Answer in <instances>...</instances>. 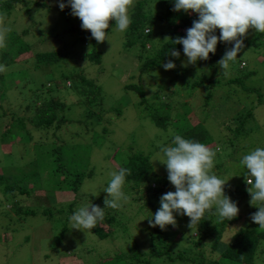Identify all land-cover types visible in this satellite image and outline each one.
I'll return each mask as SVG.
<instances>
[{"label":"rangeland","instance_id":"374dc122","mask_svg":"<svg viewBox=\"0 0 264 264\" xmlns=\"http://www.w3.org/2000/svg\"><path fill=\"white\" fill-rule=\"evenodd\" d=\"M26 1L9 13L0 9V26L11 29L5 34L3 46H0V65L5 68V71L0 73V92L3 94V96L0 94V109L4 107L8 116L4 117V125H8L15 114L17 117L29 115L25 114L22 108L32 101L35 90L28 79L37 73L30 68L33 66L34 49L40 52L66 50L75 62L77 61L79 68L88 66L85 70L87 75L96 79L103 94L92 95L83 100L76 96L74 88H69L68 92L66 90L60 92L59 95L66 103L63 113L66 123L57 133L56 130H50L48 134L43 133L45 144H41V135L29 138L24 132H17L14 128L2 134L3 125H0V264H117L110 258L128 252L134 245L140 248L141 253L150 251V234L154 228L148 226L147 219L160 207V197L168 191H175L170 187L165 188L163 194L155 198L152 204H148L146 193L138 194L132 185L126 183L124 191L129 197L128 202L114 210L106 208L105 221L99 227L83 232L74 229L69 222L70 215L78 206L93 203L102 209L105 208L107 193L103 190L110 179L108 173L118 171L121 166L120 159L127 161V155H130L131 151L149 156L155 173L159 178L168 180L166 166L155 160L161 147L167 146L177 134L179 120L173 119L166 131L157 128L150 118L146 117L136 89H126L125 84L143 86L146 98L155 104L158 103L155 96H161L164 103H171L174 118L177 112L180 114L184 112L183 105L180 104L185 103L184 107L189 106L194 112L188 116L191 125L203 123L216 142L211 150L215 152L212 172L226 182L224 189L226 195L227 190L239 193L235 198L228 196L238 203L240 212L237 217H241L237 223L227 224L222 242L227 244L238 231L255 224L250 217L258 208L250 205L251 197L241 194L251 186L245 183L247 169L240 164V160L243 155L255 148H264L263 45L258 48L244 47L238 57L229 63L223 75L215 77H219L221 83H224L227 79L239 75L237 60L243 59L245 64L242 63L240 67L246 68L243 71L244 75L249 73V68L257 71L255 76L244 82L252 91H245L241 86L230 84L220 87L218 85L213 90L212 99L208 101L204 85L194 90H189L187 85V90L176 96L170 88L174 79L181 76L187 81V76L202 75L205 63L198 61L196 65L184 68L181 67V63L186 59L184 55L180 60L172 58L177 64L175 70L165 71L162 66L152 69L143 75L142 82V78L138 77L143 65L139 60L140 49L125 48V32L111 31L115 26L114 20L110 22V30H106L110 32L111 43L108 40L99 43L94 38L87 41L88 38H82V34L89 36L90 31L83 30L78 19L72 20V16H67L61 11L58 0H49L44 6L28 5L31 0ZM139 1L142 0H133L130 13ZM71 25L75 26L73 33L69 31ZM166 28V25L158 28L159 36L154 41L156 46H161L167 41ZM25 30H28V33L24 39L28 44H33L32 49L29 47L25 54L16 60V67L3 63L6 36L14 32L21 34ZM258 34L255 29H249L245 36L246 41H252ZM92 41L96 43V50L102 53L101 65H89L90 62L83 58L93 49ZM226 51L227 49L221 50L217 54L222 57ZM74 64L64 63L60 69L72 71L77 68ZM18 67L27 68L26 72L29 75L23 73L25 69L23 71L21 69L15 78H6L3 84L1 78L11 76L13 70L17 71ZM60 69L56 70L58 76L62 74ZM175 83L178 84V80ZM67 86L69 87V83ZM39 94L43 100L51 98L45 90ZM251 109L254 112V120H251L249 125L253 126V130L248 136L227 144L229 133L224 124L234 121L233 118L239 112ZM105 130L108 133H105ZM56 150L61 151L59 159L68 170L84 168L83 157L89 154L86 180L78 192L55 191L54 181L53 184L50 183L54 179L51 176L57 169ZM35 163L36 166L33 165ZM35 168L38 169L39 176L28 183L29 174ZM16 185L29 192L16 194L15 197L4 194L6 187ZM20 207L21 213H18L17 208ZM26 210L34 211L36 215L23 214ZM110 216L114 217L115 223L110 222ZM210 217V214H206L201 222L208 221ZM214 218L217 222L221 219L217 215ZM176 219V227L169 225L165 230L156 227L168 237L173 233L177 234V237L170 238L173 240L170 243L175 252L193 245L192 240L188 241V237L197 238V230L201 224L191 230L187 226L190 218L177 216ZM98 228L109 232V237L101 240L95 233ZM211 243L212 240L207 242V247L205 246L207 251ZM259 258L264 259L260 254ZM153 264L173 263L163 259ZM259 264H264V260Z\"/></svg>","mask_w":264,"mask_h":264},{"label":"trees","instance_id":"16d2710c","mask_svg":"<svg viewBox=\"0 0 264 264\" xmlns=\"http://www.w3.org/2000/svg\"><path fill=\"white\" fill-rule=\"evenodd\" d=\"M49 0H31L28 5L32 4L34 6H44ZM26 0H0V9L6 10L8 13L15 10L20 3H26ZM173 4L171 0H142L137 2L134 8L131 10V19L132 23L129 29L125 32V48L138 47L139 51V60L143 62V65L140 68L139 79L143 75L147 74L150 70L156 69L162 66V62L165 63L172 57L169 54L170 49L174 46L172 40L176 37H183L186 35V30L192 26L193 20L198 19V14L191 13L185 14L183 12H174L172 10ZM66 15L72 16V20L78 19L71 14V9L66 7L63 10ZM71 20V21H72ZM80 21V20H79ZM111 22V21H110ZM81 23V21H80ZM147 25H151L152 32L150 34H145L144 29ZM163 25H166V35L168 39L161 46H156L154 41L159 36V30ZM75 26L71 25L69 31L73 33ZM110 30V29H108ZM28 33V30H25L21 34L14 32L6 36V46L4 47L2 54V62L16 67V60L25 54L27 49H32L31 43H27V40L24 39ZM82 34V33H80ZM82 38L87 37V41H91V33L89 36L82 34ZM216 35L219 36V29L216 31ZM81 38V37H79ZM85 39V38H84ZM172 39V40H171ZM244 47L248 48L249 46H254L258 48L259 46H264V34H258L255 39L247 42L244 37ZM83 40V39H82ZM94 41V39H93ZM92 41L93 49L86 55L83 56L84 60L89 61V65H101L102 63V53L96 50V43ZM230 43L220 42L217 45V51L215 54H210V58L207 61H199V63H205V69L203 74L200 76H187V81H184L181 76H177L173 83L171 90L173 89V95L179 96L182 91H186V86L188 85L189 90L197 89L204 85L206 90L208 101L213 97V90L219 85L226 86L228 84L241 86L245 91H252L251 88H247L245 85V80L253 77L257 74V71L251 70L249 67V73L244 75L243 72L246 68H241L242 63L245 62L242 60L238 61V74L234 78H227L226 82L221 83L219 77L215 78L217 75H223V70L218 66V61L221 60L220 55L217 54L218 51L230 49ZM176 50L183 54V46L175 45ZM66 49V48H65ZM224 53V52H223ZM181 59V57H180ZM175 59V60H180ZM74 62L75 68L72 71L60 69L64 63ZM77 62V61H76ZM75 62L69 52L66 50H52L48 52H40L34 49V61L33 66L30 67L33 70H36L37 73L35 76H31L29 79L35 90L33 91L32 101L24 105L22 111L28 116L15 117L11 119V122L8 125H4V117L7 116L5 108L0 109V125L2 127V134L8 132L11 128H14L17 132H24L29 138H33L34 135H41L40 141L41 144H45L43 139V133L48 134L50 130H56L55 133L62 129L63 125L66 123L63 113L66 109L65 99L60 96V92L63 90L75 89L74 93L76 96L85 100L89 96H99L103 94L101 88L98 86V82L94 78H89L86 73L87 67L79 68L78 64ZM21 69H25L23 72L27 76L29 75L25 67H18L17 71L13 70L11 76L2 77L1 81L3 84L6 82V78H15V75L21 72ZM60 69L62 71L59 76L56 70ZM30 70V69H29ZM101 72V70L99 71ZM210 72V73H209ZM1 73V72H0ZM41 79H40V78ZM45 77V80H43ZM137 77V78H138ZM10 79V78H9ZM178 80V84L175 81ZM75 81V83H73ZM181 81V82H180ZM71 82V83H70ZM69 83V87L67 84ZM205 83L207 85H205ZM136 84H125L126 89H136V93L140 98V104L144 107V112L146 117L150 118V121L154 123L157 128H160L164 131L168 129V125L171 124L173 119L176 121L179 120L177 134L183 136L184 138L191 139L200 143L206 144L210 150H212L216 142L213 141L209 131L206 129L203 123H198L196 125H191L189 115L194 114L189 106L183 105L182 109L184 112L180 114L176 113L175 118L172 116L173 107L171 103H164L161 100V96H155V99L158 100V103L155 104L153 101H149L146 98L145 91L143 86L135 87ZM45 90L46 93L51 95L49 100H43L39 92ZM177 93H174L176 92ZM68 92V91H67ZM159 92V91H158ZM158 92L156 94H158ZM1 96L3 94L0 92ZM169 94V93H168ZM167 94V95H168ZM59 95V96H58ZM262 97V95H260ZM83 100L81 102H83ZM184 107V108H183ZM234 121H230L224 124V127L228 131L227 141L231 144L233 141H237L241 137H246L253 130V126H250L249 123L251 120H254L253 109L250 111L239 112ZM108 133L107 130L104 131ZM1 136V135H0ZM173 139V138H172ZM168 143L171 144V141ZM57 152V169L54 170V173L51 177L54 179L50 181L53 184L54 181V190L55 191H73L78 192L85 180L88 173L89 166V154H86L83 157L84 168L68 170L65 169L61 160V151L56 150ZM127 161L125 159H120V168H126L129 170V175L126 177V183L132 185V188L136 193H146V198L148 204L157 198L159 195L163 194L164 189L170 187L171 190H175L174 186L165 178H159L155 173L154 167L152 165L151 159L149 156L144 155L140 152L131 151L130 155H127ZM36 166V163L33 164ZM220 167V166H218ZM119 168V169H120ZM39 176V171L35 168L31 174H29L28 183H31L34 179ZM91 176V175H90ZM24 183V182H22ZM143 188L141 191L140 189ZM227 190V189H226ZM29 191L24 189L20 185L8 186L6 187L4 194H11L12 197H15L16 194H26ZM228 195L235 198L239 193H236L231 190H227ZM241 194L250 197V194L247 190H244ZM142 199L141 197L139 198ZM18 213H21V207L17 208ZM110 210H114L110 208ZM23 213V211H22ZM23 214H32L33 216L36 213L30 210L24 211ZM211 217L208 221L201 222L198 227V237H188V241L192 240L193 245L187 246L184 249H179L175 252L172 248L173 240L170 238L177 237V234L173 233L171 237H168L163 231L154 228L150 234V251L147 253H141L140 248L134 245L126 253H120L116 257H112V262L117 264H153L159 260H167L170 263L176 264H259L264 259H258V256L264 258V229H258L257 224L249 225L240 231H238L231 240L225 244L222 242L224 229L227 224H234L241 220V217H236L231 221L219 220L216 221L214 209L211 212ZM109 217V216H108ZM111 223H115L113 216L109 218ZM215 225V226H214ZM213 226V228H211ZM101 240H105L109 237V232L103 230V228H98L95 232ZM64 236V234H62ZM212 240L210 248L207 251V242ZM201 252H200V250Z\"/></svg>","mask_w":264,"mask_h":264},{"label":"clouds","instance_id":"9594fccd","mask_svg":"<svg viewBox=\"0 0 264 264\" xmlns=\"http://www.w3.org/2000/svg\"><path fill=\"white\" fill-rule=\"evenodd\" d=\"M171 3L174 12L198 14L185 36L171 39L174 46L168 55L172 58L180 59L181 52L175 45L183 46L186 59L181 67L209 60L210 54L216 53L218 43L224 42L232 45L218 61L221 69L226 71L244 48L243 38L249 29L264 34V0H171ZM132 5L133 0H67V3L58 0L60 10L70 8L71 14L81 21V28L90 31L91 37L99 43L110 42V32L106 31L110 28V21H115L111 28L113 32L123 33L129 29ZM217 29L219 36L216 35ZM9 31V27L0 26V46ZM144 32L150 34L151 25H147ZM174 59L162 62L165 71L177 68ZM3 71L5 68L0 65V72ZM157 157L155 161L166 166L168 181L175 191H168L160 197V207L147 219L150 228L176 227V217L187 216L190 218L187 226L193 230L213 209L221 220L231 221L239 215L238 203L225 194L226 182L212 172L215 152L206 144L176 134L171 144L161 147ZM240 164L247 169L245 183L251 186L247 189L251 197L249 203L258 208L250 219L259 226L258 229H264V148L257 147L243 155ZM129 174V170L123 167L110 171V179L103 190L107 193L105 208L93 203L78 206L69 217L73 228L93 230L104 223L106 208L123 207L129 200L124 191Z\"/></svg>","mask_w":264,"mask_h":264}]
</instances>
